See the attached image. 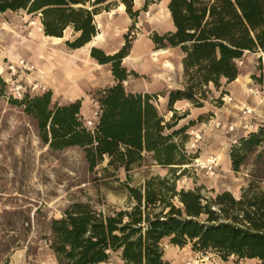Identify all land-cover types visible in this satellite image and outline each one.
<instances>
[{"label":"trees","instance_id":"obj_1","mask_svg":"<svg viewBox=\"0 0 264 264\" xmlns=\"http://www.w3.org/2000/svg\"><path fill=\"white\" fill-rule=\"evenodd\" d=\"M111 1L0 0V14L40 13L46 36L62 38L72 27L78 36L67 46L80 49L97 34L94 16L103 9L100 6ZM158 1L147 0L146 7ZM121 2L131 18L138 15L133 12L134 0ZM169 10L176 32L154 34L153 40L160 48H181L186 79L185 90L170 94L169 106L186 99L201 107L202 88L218 87L221 79L234 82L240 75L238 61L246 52L264 54V0H171ZM130 48L126 36L125 46L112 56L91 50L99 64L111 65L117 82L97 94L99 118L93 131L80 115V101L59 106L50 91L14 99L37 121L43 142L53 150L81 148L91 170L107 158L108 167L129 172L145 154L157 165L171 167L166 177H152L141 188L128 187L134 201L128 210L104 214L75 204L64 217L53 220L47 241L58 264H103L113 253L124 264H167L162 247L165 239L179 248L191 243L194 251L212 252L224 261L235 256L264 264V192L251 191L239 201L225 192L208 202L195 190L178 191L172 174L177 166L187 164L183 138L189 127L177 129L182 118L176 114L165 121L155 96L126 92L122 83L129 74L122 61ZM258 70L260 76L252 78L264 85V65ZM247 136L230 152L235 171L243 165L245 155L263 144L264 130Z\"/></svg>","mask_w":264,"mask_h":264},{"label":"rangeland","instance_id":"obj_2","mask_svg":"<svg viewBox=\"0 0 264 264\" xmlns=\"http://www.w3.org/2000/svg\"><path fill=\"white\" fill-rule=\"evenodd\" d=\"M118 2L120 0L115 3ZM34 18L36 20L29 21L23 11L0 14V62L7 73V78L0 75V264H58L47 241L53 220L64 217L75 204L88 205L104 214L128 210L134 205L128 187L141 188L148 179L166 177L171 173V167L157 165L148 154L129 172L124 168L108 167L107 158L91 170L81 148L53 150L42 141L37 121L25 113L24 104L16 102L13 96L17 81L27 86L28 92L33 82L39 83L42 89L31 91L32 95L50 91L42 83V72L35 59V34L41 14L34 15ZM25 21L30 23L25 25ZM136 22L131 29L135 35H131V30L127 33L128 42L137 40L142 33L143 25L139 20ZM77 36L73 34V40ZM263 57L262 52H246L242 58L243 65L238 66L240 75L245 69L254 68L255 76L259 77L258 68L264 65ZM21 60L30 63L35 70L13 78L8 69L17 66ZM75 69L77 76L84 73L79 67ZM47 75H52L51 69ZM248 82V89L259 91L258 101L248 97L243 101L237 100L226 91L225 79H221L218 87L210 84L201 89L204 99L199 102L208 112L205 110V115L200 118L201 126L183 138L187 164L177 166L175 174H172L177 178L178 191L195 190L208 202L225 192H229L236 201L251 191L256 194L264 192V142L245 155L238 171L233 170L230 163V152L235 144H239L240 138L264 130V85L254 78H248ZM185 88L184 85L183 90ZM103 90L87 91L85 99L91 109L97 108L96 97ZM197 97L200 98L199 91ZM226 97H231L232 102H224ZM93 99L95 102L92 103ZM245 106L253 109L250 117L242 115L241 110ZM246 124L248 129H244ZM232 126L234 131L229 132ZM196 135H200L198 142L195 141ZM203 157L213 160L212 163H203ZM198 159L203 162H197ZM162 247L167 264H184L203 256L209 257L210 261L219 257L212 252H196L191 243L184 247L189 248L184 253L171 245L169 239L162 242ZM169 247H173L171 253H167ZM231 258L239 260L235 256L228 259ZM105 264L124 262L119 254L113 253ZM253 264L263 263L255 259Z\"/></svg>","mask_w":264,"mask_h":264},{"label":"crops","instance_id":"obj_3","mask_svg":"<svg viewBox=\"0 0 264 264\" xmlns=\"http://www.w3.org/2000/svg\"><path fill=\"white\" fill-rule=\"evenodd\" d=\"M96 0H92L94 3ZM117 0L107 2L100 7H104L99 14L102 20V28H98L94 16V24L97 29V34L101 33L104 36V42L100 46L94 48L103 51L106 55L112 56L118 53L126 44V36L129 30L134 29V24L137 20L141 22L143 28L140 37L131 42L129 55L122 61V67L129 74L127 80L122 84L127 93L142 94L155 96V105L165 121H170L174 114L182 118L178 121V127L188 126L187 133L190 135L191 130L198 129L202 123L200 119L205 115L204 111L208 109L194 107V105L186 100L181 99L175 101L172 106H169L170 94L173 91L183 90L184 81V53L180 47L166 48L158 47L154 40V34L164 36L169 33H175L176 27L172 20L169 10L171 0H160L155 4H150L146 7L147 0H134L133 12L138 15L131 18L125 9L120 10V2ZM114 3V4H112ZM111 4V5H110ZM110 5L108 9H105ZM23 11V10H22ZM14 13L8 11V13ZM25 12V11H23ZM147 12V13H146ZM147 14V17H144ZM33 15L26 17L31 20H36ZM41 25V31L36 32V62L40 67L41 80L44 85L49 87L53 96V101L59 106L69 105L77 101L81 102L80 115L83 118H92V114L97 108H90V103L85 99L87 91L92 89H107L117 84L110 64L101 65L91 57V50L88 53L80 52V49H71L67 46V42H73V34H77L72 27H68L62 38L46 36L43 31L41 19L38 18ZM30 22L25 21V25ZM156 51H166V54L160 55L156 60L153 59L152 53ZM56 64V66H54ZM169 65V66H167ZM50 66H52L50 68ZM75 67H79L83 74L76 75ZM51 69L52 75L48 77V70ZM44 72L46 74H44ZM255 76L254 68H247L243 71L240 77V82L236 80L227 84L226 91L233 94L237 100L243 101L247 97L242 93L243 87L249 86L248 78ZM238 77V78H239ZM211 89V88H210ZM95 100H92V103ZM91 103V105H92ZM96 107V106H95ZM191 107H194L192 109ZM203 110V112H202ZM163 111V112H161ZM205 126V124H203ZM192 135V134H191ZM178 250L187 253L189 248H179ZM211 264H253V260H221L219 257L212 258Z\"/></svg>","mask_w":264,"mask_h":264},{"label":"built area","instance_id":"obj_4","mask_svg":"<svg viewBox=\"0 0 264 264\" xmlns=\"http://www.w3.org/2000/svg\"><path fill=\"white\" fill-rule=\"evenodd\" d=\"M131 35L134 36L135 32L134 30H131ZM243 62L242 60L238 61V66H242ZM11 72L12 77H16V76H20V74H28L32 71L35 70L34 66H32L30 63H28L25 60H21L19 62V64L17 66H10L8 69ZM34 84L32 86H29L30 91H27V86H24L20 81L16 83V86H14L13 88V96L15 99H21L24 94L26 93H30L31 91H35L36 89H42V86H40L39 83L37 82H33ZM31 85V84H30ZM262 87V86H261ZM264 88V87H263ZM249 94L252 96H255L257 94H259L258 90L255 89H250L249 90ZM232 98L231 97H226L223 99L224 102L226 103H230L232 102ZM95 105L97 106V110L94 111L93 113V117L92 118H83L84 124L85 126L90 129L91 131H93L96 128V125L98 123V118H99V109H98V105L97 102L95 103ZM242 115L246 116V117H250L253 114V109L250 108L249 106H245L242 108L241 110ZM219 126V124H217ZM248 124H246L244 126V129H248ZM229 132H233L234 131V127H230ZM200 140V135H196L195 136V141L198 142ZM210 263V259L209 257H199L195 260H188L186 261L184 264H207ZM211 264V263H210Z\"/></svg>","mask_w":264,"mask_h":264},{"label":"bare ground","instance_id":"obj_5","mask_svg":"<svg viewBox=\"0 0 264 264\" xmlns=\"http://www.w3.org/2000/svg\"><path fill=\"white\" fill-rule=\"evenodd\" d=\"M136 2H138V0H136ZM124 9H125V5L121 4L120 5V10L123 11ZM95 20H96V24H97L98 28H102L103 25H102L101 16L100 15H96ZM38 31H41V25H39ZM103 42H104L103 34L98 33V34H96L93 37V39L89 43H87L82 49H80V52L88 53L90 51V48H94L96 46H100V45L103 44ZM164 54H166V51H156V52L152 53V56H153V59L157 61L158 57L160 55H164ZM167 66H169V65H167ZM0 75H2L5 78H7V73H6V71H5L4 67H3L2 62H0ZM236 82L237 83L240 82V77L236 79ZM249 90L250 89H248L247 87H243L242 93L245 95V97H248V98H251V99H253L255 101H258L260 99V96H259L260 94L252 96V95L249 94V92H250ZM200 161H202V160H200V159L197 160V162H200ZM203 161H202L203 163H212L213 160L211 161L208 158L203 157ZM188 166L189 165H185V167H188ZM172 250H173V247H169L167 253H171ZM17 258H20V255H18ZM103 264H105V263H103Z\"/></svg>","mask_w":264,"mask_h":264}]
</instances>
